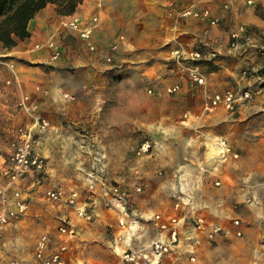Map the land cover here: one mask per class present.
<instances>
[{
  "label": "rangeland",
  "instance_id": "rangeland-1",
  "mask_svg": "<svg viewBox=\"0 0 264 264\" xmlns=\"http://www.w3.org/2000/svg\"><path fill=\"white\" fill-rule=\"evenodd\" d=\"M192 1L194 8H209L214 2ZM216 1L220 8L224 2L239 4L242 0ZM154 5L151 0L146 5L136 0L120 2L114 10V21L104 28L107 33L99 35L98 49L90 50L81 39L69 36L67 48L55 63L33 64L28 80L47 88V93L39 97L38 106L53 122L39 147L47 160L48 185L82 187L85 172L102 163L108 179L124 176L145 184L146 200L141 206L170 208L171 178L166 171L158 174V168L168 170L170 162L187 159L191 155L188 147H216L218 138H226L232 147L248 148L243 153L239 150V157L228 164L244 162L247 197L254 199L251 203H239L230 212V206L240 199L233 201L225 192L213 195L216 197L214 210L209 211L210 220L229 223L230 215L238 216L241 235L217 237L196 261L185 264H264V131L256 132L255 126H251L248 131L237 129L235 137L227 138L221 136L228 130L225 125L212 126L217 129L212 130L200 110L205 101L199 98L197 88L187 85L190 76L186 69L188 77H183L187 79L183 89L166 90L178 81L176 67H199L198 63L207 60L202 54L195 60L175 57L169 49L161 50L159 43L167 28V17L163 9ZM244 6L253 7L264 19V0L245 2ZM168 12L166 16L172 17ZM234 24L232 20L226 26L233 28ZM240 26L242 33L247 31L244 23H238L236 28ZM233 32L239 33L237 29ZM107 55H111L110 60ZM210 56L217 55L213 52ZM149 88L152 93H148ZM198 113L200 116H195ZM191 119H196L193 126L188 121ZM142 139H148L151 147L157 148L149 156L137 157L134 148ZM184 147L187 151L180 152ZM235 169L239 171V166ZM65 212V208L42 198L32 199L22 219L0 229V264L14 255L29 259L37 236L55 228ZM96 222L87 221L76 232V238L71 239L69 250L78 260L75 264H118V257L109 246L110 226H104V233L99 236Z\"/></svg>",
  "mask_w": 264,
  "mask_h": 264
},
{
  "label": "built area",
  "instance_id": "built-area-1",
  "mask_svg": "<svg viewBox=\"0 0 264 264\" xmlns=\"http://www.w3.org/2000/svg\"><path fill=\"white\" fill-rule=\"evenodd\" d=\"M247 4L254 0H245ZM182 17H192L206 20L209 24H216L217 18L209 8L185 7L178 11ZM99 22L97 14L84 19L78 14H70L63 25L74 31L90 50L97 45L92 40V33ZM243 28L242 26H240ZM237 33H231V41ZM44 46L51 59L61 55L59 41L49 37L45 43H35L34 48ZM113 45L111 48H115ZM175 57L186 56L191 59L201 58L199 50L185 51L182 48L172 50ZM107 60L111 55H107ZM0 65L8 71V77L3 79L4 85L19 84L18 73L13 62L0 58ZM190 80L194 84L205 83L204 75L198 66L193 64L189 68ZM35 89L41 94L47 93V88L36 85ZM179 84L174 83L166 88L168 92H175ZM148 93H152L149 88ZM67 95V94H66ZM251 97L247 89L228 88L221 92L206 95L204 110L224 107L234 111L239 102ZM18 107L22 110L27 121L16 125L9 131L7 137L8 149L2 154L0 175L5 183L0 184V229L17 221L28 212L32 193L41 189L40 195L44 201L57 204L73 212L79 220L92 221L100 209H110L115 214V224L110 225L111 237L109 246L118 257V264H183L184 261L194 262L202 245L210 243L217 237L241 235V218L230 215L229 223L210 220L197 211L199 207L197 192L199 182L206 175L218 173L220 167L232 159L239 157V151L223 138H218L216 147L207 149V157L198 160L194 170H190L184 163L176 166L171 178L169 197L172 201L170 208L140 209L137 200L143 198L145 184L124 176L108 179L104 165L99 164L87 170L82 187L54 185L45 187L48 175L47 161L37 149L40 135L50 128V121L43 116L38 104L25 92L21 93ZM207 148V147H205ZM204 148V149H205ZM156 149L151 147L148 139H142L134 148L137 157L149 156ZM164 169L158 168L162 174ZM223 179L219 176L212 180L215 186H221ZM253 196H244L230 206L234 211L241 202L251 203ZM204 208V207H203ZM75 235L74 226L67 214L58 220L55 228L42 231L33 244L29 259L10 256L4 264H75L70 257V240Z\"/></svg>",
  "mask_w": 264,
  "mask_h": 264
},
{
  "label": "crops",
  "instance_id": "crops-1",
  "mask_svg": "<svg viewBox=\"0 0 264 264\" xmlns=\"http://www.w3.org/2000/svg\"><path fill=\"white\" fill-rule=\"evenodd\" d=\"M125 1L129 0H82V2L77 5L73 14H78L84 19H89L92 14H97L99 17V22L92 33V40L97 45V49L100 47L97 43L99 41V35H101V33H107V28H104L109 26L108 23L110 21H114V10L119 7L120 2L123 4ZM136 1L145 5L147 3V0ZM151 1L155 4L154 8L158 7L161 10L163 9L165 17H167V28H165V34H162V41L159 43L161 47L163 46L161 50L169 49L171 52L175 48H182L187 52L190 50H199L202 54V58L207 60L201 64L198 63L199 71L205 77V83L198 85L189 80V83L187 84H190L195 89L197 88V93L202 101L206 102L207 99L205 100V98L207 94L221 92L228 88L239 90L247 89L251 93V97L239 102L234 111H229L221 106L206 111L204 110V102L202 109L200 110L203 111L201 113L204 114L207 126L225 125V128L228 130L223 132L221 136L223 137L224 135L227 138L235 137V130L238 129L239 132L248 131L251 126H255L257 129L256 132L264 131V31H261V27L264 25V19L256 14L253 7H245L244 0L239 4L222 3L223 7L225 6L228 8L229 6L230 9L223 8L222 5L218 8V2L216 0L211 3V6L207 5L212 11L214 17L217 19H223H218L221 21L216 24H209L206 20H199L192 17L190 18L193 20H183L178 18V11L182 8L193 5L194 3H192V0ZM197 6H199V4ZM149 7L153 8V5H150ZM199 8H204V5L198 7V9ZM167 10H169V15L172 13V17L166 16ZM68 16L69 15L58 14L55 11V5L53 3H47L29 20V35L27 37L18 39L16 44L11 47H5L0 42V57L13 62L18 73L19 81V84L12 83L11 85H4L3 79L8 77L9 73L4 66H0V162H2L4 158V156L2 158V154L6 153L8 149L7 137L9 131L16 125L27 121L26 116L17 105L20 94L23 92L27 93L37 104H39V97H43L41 95H44L35 89V86L39 85V83L28 80L29 75L33 71V64L38 61L49 63H55L57 61V59H51L44 46L34 48V44L37 42L45 43L49 37H53L59 41L61 53H63L67 48V39L69 36H75V38L79 39L74 31H71L63 25V22ZM232 20L235 23L234 27H227L226 25ZM238 23H244L247 27V31L242 33L240 31L241 27L239 29L236 28ZM236 29L239 33H237V37L234 38L235 42L232 43L230 36L232 31ZM213 52L216 53L217 56L211 57L210 55L213 54ZM185 69L189 72L188 67L182 66L175 68L178 81L174 83H178L180 89H183L184 84L187 82V79L185 80L183 78L188 77V73ZM40 86L45 87L44 85ZM38 109L40 113L50 121V128L40 135L36 147V149L45 156L39 148L42 147L41 138L50 131L53 127V122L47 114L42 112L40 106H38ZM201 113H198V115L195 116H200ZM191 115L194 116V114ZM188 121L192 126L196 124V119ZM213 129L216 128L212 127V130ZM188 148H190V150H188L191 153V155H189L190 157L188 156L184 161L177 160L176 162H170L168 170L164 169L166 173H169L168 175L171 178L174 168L181 163H184L190 170H194V165L198 160L207 157V149L209 147ZM234 149H237L238 151L240 150V152L243 153L247 151L248 148L234 147ZM183 150H186L185 147L180 152ZM195 152L197 154L194 155ZM241 156H243V154ZM162 163L164 162L162 161ZM237 166H239V171L235 169ZM244 170H247L244 162H233V164H228L227 162L220 167L219 174L216 172L211 175H206L205 178L199 182L200 190L197 192V195L200 200L197 205L201 208H198V212L206 216V218L211 219L209 211L214 210L212 204L214 201L213 198L216 197H212L213 195L225 192L227 194L226 196L229 195L233 201H235V199L241 200L246 196L249 189L248 183L246 182L248 177L242 172ZM48 175L44 184L45 187L50 186L47 181ZM217 176L223 179L221 186H214L212 184V180ZM0 179V184H4L5 179L2 175H0ZM41 194V189L35 191L32 193V199L42 198L40 196ZM144 200H146V198H139L137 200V206H139L140 209L146 210L150 206H141L143 205ZM229 211L232 212L231 210ZM66 213L67 210L65 214ZM114 214L115 213L112 210L103 208L99 210L97 216L92 220L97 221L94 226L97 229L99 236L103 235L104 226H106L104 227L105 229L107 226L115 224ZM67 216L70 217L74 226L75 235L76 232L87 223L85 220L75 218L71 210L68 211ZM61 217H64V215L62 214ZM22 218L23 217H21V219ZM17 221L13 223H17ZM51 228L53 227H50L49 229ZM75 235L72 236L71 239H74V237L76 238ZM208 245L209 243L206 242L202 245L201 250L197 253V259ZM70 253L72 254V256H70L72 260L77 263L76 261L78 260L73 258L74 254L72 249L70 250ZM186 262L188 261H184L183 264Z\"/></svg>",
  "mask_w": 264,
  "mask_h": 264
},
{
  "label": "trees",
  "instance_id": "trees-1",
  "mask_svg": "<svg viewBox=\"0 0 264 264\" xmlns=\"http://www.w3.org/2000/svg\"><path fill=\"white\" fill-rule=\"evenodd\" d=\"M82 0H0V42L5 47L29 35V20L47 3L61 15L72 14Z\"/></svg>",
  "mask_w": 264,
  "mask_h": 264
}]
</instances>
